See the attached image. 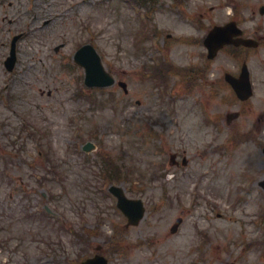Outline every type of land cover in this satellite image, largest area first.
<instances>
[{
    "label": "rangeland",
    "instance_id": "rangeland-1",
    "mask_svg": "<svg viewBox=\"0 0 264 264\" xmlns=\"http://www.w3.org/2000/svg\"><path fill=\"white\" fill-rule=\"evenodd\" d=\"M180 2L185 8L176 9L174 0H159L157 12L152 11L150 20L162 30L161 36L187 31L193 41L201 36V28L210 26L201 21L199 12L211 15L212 21L225 15L223 10L224 15L216 17L219 0ZM241 2L250 3L247 11L255 10L260 18L258 8L264 0ZM26 3L5 5L21 19L4 29H23L24 20L32 18L22 15ZM34 4L36 15L20 43L10 87L5 86L7 72L0 69V264H74L72 254L80 246L84 255L92 253L104 242L102 232L111 236L127 223L116 199L108 194L111 185L123 187L127 196L147 205L145 219L127 230L121 255L111 258L112 264H264V190L257 186L264 180V129L257 137L258 146L238 144L240 125L264 118L263 67L256 68V95L247 115L227 124L226 117L242 109L229 90L214 91L216 98L210 99L211 90L186 92L181 78L175 77L171 104L172 97L162 99L161 91L143 80L141 63L146 57L150 63L154 49L138 43L140 25L144 27L147 20L129 1L36 0ZM179 10L197 14L187 25L178 18ZM46 20L50 23L43 25ZM91 39L106 69L128 83V94L118 85L93 90L85 86L84 70L73 56L80 43ZM62 43L65 46L56 53L54 48ZM171 48H176L174 57L183 66L198 63L202 53L196 43L184 46L172 41ZM7 53L5 44L3 58ZM215 74L208 76L217 80ZM207 118L214 124L205 125ZM26 127L35 129L36 137ZM87 142L96 146L94 152L82 151ZM41 145L50 158L39 154ZM174 153L180 159L186 155L188 166L171 167ZM105 157L131 180H142L144 189L117 174L116 181L104 182L100 173ZM51 158L55 167L49 164ZM172 173L175 177L167 179L166 174ZM23 180L30 195L20 188ZM9 182L18 193L7 190ZM162 193L171 202L163 201ZM241 195L245 196L238 200ZM3 199L9 200L7 207ZM44 206L55 219L46 215ZM178 217L184 223L174 235L170 231ZM89 230L96 235L87 237L92 246L85 252L79 237ZM33 233L48 238L41 251L35 248Z\"/></svg>",
    "mask_w": 264,
    "mask_h": 264
},
{
    "label": "water",
    "instance_id": "water-1",
    "mask_svg": "<svg viewBox=\"0 0 264 264\" xmlns=\"http://www.w3.org/2000/svg\"><path fill=\"white\" fill-rule=\"evenodd\" d=\"M116 192L119 195V199H120V205L122 203H132L133 207L130 209L132 211L131 215L133 217V224H138L139 221L143 218L144 216V208L141 204V201H133V202H129L128 200L125 199V197L122 195V191L121 190H116ZM129 216H131L130 214H127Z\"/></svg>",
    "mask_w": 264,
    "mask_h": 264
},
{
    "label": "flooded vegetation",
    "instance_id": "flooded-vegetation-1",
    "mask_svg": "<svg viewBox=\"0 0 264 264\" xmlns=\"http://www.w3.org/2000/svg\"><path fill=\"white\" fill-rule=\"evenodd\" d=\"M1 0H0V4H1ZM9 7H13V3L12 2H9ZM4 21H6V18L3 16V13L1 12V17H0V22L3 23ZM9 24H12V20H9L8 21ZM6 33V38L3 40V34ZM10 33H11V29L10 28H7V29H4L3 31V28L0 26V63H2V48H3V45L5 42H7L9 40V36H10ZM243 48V47H241ZM247 59L251 62H253L254 60V55L250 52H248V57Z\"/></svg>",
    "mask_w": 264,
    "mask_h": 264
}]
</instances>
